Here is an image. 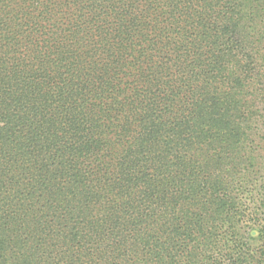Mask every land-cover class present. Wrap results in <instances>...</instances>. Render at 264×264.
I'll list each match as a JSON object with an SVG mask.
<instances>
[{
  "label": "trees",
  "instance_id": "obj_1",
  "mask_svg": "<svg viewBox=\"0 0 264 264\" xmlns=\"http://www.w3.org/2000/svg\"><path fill=\"white\" fill-rule=\"evenodd\" d=\"M0 264H264V0H0Z\"/></svg>",
  "mask_w": 264,
  "mask_h": 264
}]
</instances>
